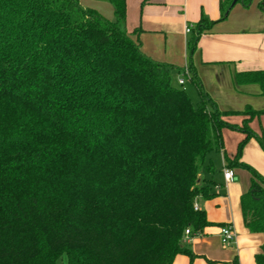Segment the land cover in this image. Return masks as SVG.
<instances>
[{
    "label": "trees",
    "instance_id": "trees-1",
    "mask_svg": "<svg viewBox=\"0 0 264 264\" xmlns=\"http://www.w3.org/2000/svg\"><path fill=\"white\" fill-rule=\"evenodd\" d=\"M232 1L218 0L220 19ZM109 2L113 20L79 0H0V264H172L180 253L191 263L185 229L227 224L194 207L217 195L213 151L250 171L241 217L264 232V176L227 155L221 133L253 136L248 122L264 109H210L201 88L193 104L173 67L128 34L125 0ZM214 22L200 14L190 50ZM232 80L264 95V69Z\"/></svg>",
    "mask_w": 264,
    "mask_h": 264
},
{
    "label": "crops",
    "instance_id": "crops-1",
    "mask_svg": "<svg viewBox=\"0 0 264 264\" xmlns=\"http://www.w3.org/2000/svg\"><path fill=\"white\" fill-rule=\"evenodd\" d=\"M79 2L94 8L109 20L114 19L109 0ZM125 3L127 32L139 42L145 54L173 68L182 69L186 75L195 73L214 105L219 101L224 102L227 108H234L228 99L231 98L239 104L263 109L264 102L260 104L258 100H253L254 103L252 101V98L264 99L259 86L235 85L232 76L234 72L241 70L237 65L239 63L245 62L247 67L264 63V10L258 6L245 10L246 13L239 10L227 20L220 19L218 0H125ZM235 5H238L237 2L233 7ZM202 12L215 22L209 30L201 33L195 48L190 50L188 36ZM248 13L255 14V20L248 18ZM240 14L244 18L240 19ZM186 26H189V31L185 30ZM258 104L262 107H256ZM215 189L217 190V185ZM197 205L199 206L198 202ZM210 228L211 226L207 227L200 235H206ZM219 230L220 226H217V233ZM195 238L196 236L183 242L195 254L194 258L198 255L197 245L206 242L205 239L202 242L194 241ZM255 246L257 253L262 250L264 243H255ZM192 261L190 263L189 256L180 253L174 257L172 264H193Z\"/></svg>",
    "mask_w": 264,
    "mask_h": 264
},
{
    "label": "rangeland",
    "instance_id": "rangeland-1",
    "mask_svg": "<svg viewBox=\"0 0 264 264\" xmlns=\"http://www.w3.org/2000/svg\"><path fill=\"white\" fill-rule=\"evenodd\" d=\"M260 1L261 0H250V4L247 7H244L241 2H237L238 5H235L230 9L226 17L227 20H230V18L237 14L239 10V12L246 13L245 10H250V8L254 9L255 6H258ZM248 16V18L255 20V14L251 15V13H248ZM241 18H244V16L240 14V19ZM191 36L192 33L189 34L188 41L191 39ZM187 53L189 55V50ZM237 65L241 67V70L264 68V63H257L256 67H254L255 64L247 67L248 65L245 62ZM170 71L171 83L174 86L183 89L193 104H195L200 98L198 88H201L204 93L207 92L195 73L190 72L186 75L182 69L179 70L178 68H171ZM180 78L183 79V83H179ZM228 99H230L229 102L234 108H231V106L229 108L225 107L224 102L218 101L215 105L208 100L206 102L210 109H213L215 106L219 110H244V103L239 104L236 100H232L231 98ZM253 100H258L260 104L261 102H264L263 98L256 100L252 98V101ZM260 104L255 106L262 107ZM224 118L228 122L237 124L238 126L243 124V115L240 112L228 113ZM248 125L254 132V135L247 139H245V134L237 127L233 128L226 126L222 128L221 133L224 151L229 156L238 154L240 161L250 165L264 176V113H257L254 115L249 120ZM206 160L211 162L214 168L211 178L215 184H217V190L215 191L217 195L206 199L200 198L198 200L199 206L200 208L205 209L209 221L231 222L236 232L237 243L230 246H223L220 234L217 233V225H212L206 235L196 236L194 241L202 242V239H205L206 242L197 245L196 251L198 252V255L193 259L192 263L255 264L254 254L257 248L255 243H264V234L260 232H249L245 229L239 203L240 195L245 191L249 184L251 173L248 169L243 167H231L235 179L225 182L223 179V152L213 151L207 155ZM57 264H66L65 258L63 257Z\"/></svg>",
    "mask_w": 264,
    "mask_h": 264
},
{
    "label": "built area",
    "instance_id": "built-area-1",
    "mask_svg": "<svg viewBox=\"0 0 264 264\" xmlns=\"http://www.w3.org/2000/svg\"><path fill=\"white\" fill-rule=\"evenodd\" d=\"M186 31H189V26H186ZM183 79H179V83H182ZM223 179L225 182H229L231 179H233V172L230 168L224 167L223 168ZM198 205L195 203L194 207H197ZM219 234L221 237L222 245L223 246H230L236 242V232L232 226V224L227 223L223 226H220ZM197 236L196 234L192 233L189 228H186L184 231V240L185 239H191L193 237Z\"/></svg>",
    "mask_w": 264,
    "mask_h": 264
},
{
    "label": "water",
    "instance_id": "water-1",
    "mask_svg": "<svg viewBox=\"0 0 264 264\" xmlns=\"http://www.w3.org/2000/svg\"><path fill=\"white\" fill-rule=\"evenodd\" d=\"M235 2H236V0H233V1H232V5H234V4H235Z\"/></svg>",
    "mask_w": 264,
    "mask_h": 264
}]
</instances>
